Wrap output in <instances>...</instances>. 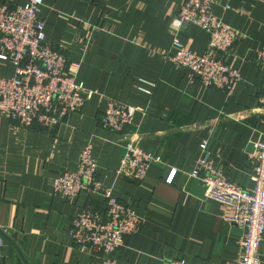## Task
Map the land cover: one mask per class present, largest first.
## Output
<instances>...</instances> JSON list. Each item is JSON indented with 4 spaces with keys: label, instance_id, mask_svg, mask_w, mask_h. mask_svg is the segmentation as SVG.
Returning a JSON list of instances; mask_svg holds the SVG:
<instances>
[{
    "label": "crops",
    "instance_id": "0c3cea01",
    "mask_svg": "<svg viewBox=\"0 0 264 264\" xmlns=\"http://www.w3.org/2000/svg\"><path fill=\"white\" fill-rule=\"evenodd\" d=\"M0 1L24 5L28 0ZM183 1L43 0L40 15L48 39L67 51L77 79L96 92L62 128L16 127L0 112V233L5 242L0 264H91V253L73 243L69 219L90 201L104 210L101 197L81 194L68 200L52 185L63 170L78 168L87 142L93 145L99 180L144 219L114 253L118 264H165L179 257L193 264H238L243 229L225 221L227 208L207 200L202 182L189 173L206 140L228 179L251 186L249 154L264 129L257 111L264 65L255 60L264 44V0H219L213 6L214 14L240 34L226 56L241 73L231 93L204 86L168 59L175 35L199 54L209 42L200 26L179 27ZM14 72L13 63L0 59V76ZM139 85L151 93L138 90ZM106 98L146 113L138 110L122 132L107 130L100 124ZM131 139L161 157L141 182L116 172ZM260 253L264 264V233Z\"/></svg>",
    "mask_w": 264,
    "mask_h": 264
},
{
    "label": "built area",
    "instance_id": "2783aa9c",
    "mask_svg": "<svg viewBox=\"0 0 264 264\" xmlns=\"http://www.w3.org/2000/svg\"><path fill=\"white\" fill-rule=\"evenodd\" d=\"M219 0H184L177 21L182 28L195 24L209 34L204 53L188 48L178 35L172 38L168 59L177 67L188 71L194 80L199 78L206 87L227 93L233 92L241 78L240 70L232 68L226 56L236 44L239 33L221 17L214 14L213 6ZM43 0H28L24 5H11L0 1V59L15 65V72L0 76V112L10 118L16 127L39 125L52 130L68 125L96 90L89 89L77 79V67L69 62L66 50L55 48L48 39L45 21L40 15ZM225 8H230L225 4ZM255 60L264 65V44L255 51ZM146 86L154 82L142 79ZM138 90L151 93L139 85ZM145 109L117 98H106L100 124L114 132H122L132 124L135 113ZM258 113L264 128V84L259 97ZM125 152L116 170L128 180L141 182L149 167L161 162V157L142 148L134 139L124 145ZM201 154L197 166L189 173L204 186V197L227 208L224 219L243 229L242 250L238 264H261L260 246L264 233V129L254 142L249 154L253 163L251 186L243 187L228 179L223 168L208 148L205 140L200 144ZM176 169L166 181L171 183ZM53 192L68 200L81 194L101 197L99 205L92 201L70 217L69 234L79 249L92 255L91 264H118L114 253L126 244V238L139 231L144 219L125 205L98 178V162L93 145L84 144L79 155L78 168L66 169L53 180ZM4 238L0 233V259ZM165 264H193L184 257L164 260Z\"/></svg>",
    "mask_w": 264,
    "mask_h": 264
}]
</instances>
